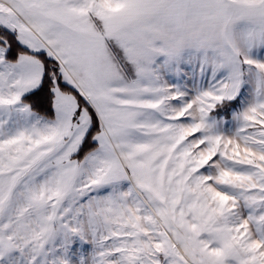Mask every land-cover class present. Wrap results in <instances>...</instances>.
Returning <instances> with one entry per match:
<instances>
[{
    "label": "snow or ice",
    "instance_id": "obj_1",
    "mask_svg": "<svg viewBox=\"0 0 264 264\" xmlns=\"http://www.w3.org/2000/svg\"><path fill=\"white\" fill-rule=\"evenodd\" d=\"M0 264H264V0H0Z\"/></svg>",
    "mask_w": 264,
    "mask_h": 264
}]
</instances>
